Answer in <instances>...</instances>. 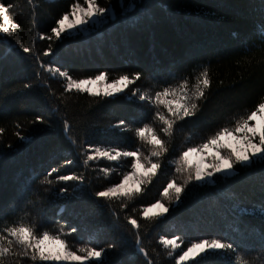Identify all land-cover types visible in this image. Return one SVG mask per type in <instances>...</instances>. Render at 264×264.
Instances as JSON below:
<instances>
[{
  "label": "trees",
  "instance_id": "trees-1",
  "mask_svg": "<svg viewBox=\"0 0 264 264\" xmlns=\"http://www.w3.org/2000/svg\"><path fill=\"white\" fill-rule=\"evenodd\" d=\"M74 2L0 0L21 25L13 37L0 34V129H4L0 134V231L20 223L52 230L54 235L60 234L61 226L65 234L76 227L75 233L61 236L73 250L116 245L108 250L104 264H148L149 260L176 264L178 257L160 243L161 238L179 236L184 246L204 238H224L234 243L236 252L189 264H264V215H241L238 210L264 206V163L238 166V175L227 180L216 177L215 184L189 185L180 206L170 208L162 218L149 220L142 214L144 207L161 199L171 179L178 183L185 179L171 163L181 151L204 142L223 126H234L264 102V31L260 27L264 26V0H139L127 15L122 14L119 0H99L113 8L114 22L86 35L40 39L51 34L55 21ZM49 44L52 54L44 56ZM21 45L32 53H23ZM47 67L68 71L77 79L101 71H107L110 80L140 72L141 80L132 87L150 93L179 87L185 80L194 91L205 70L211 83L197 116L176 126L152 183L142 186L143 191L131 200L104 201L94 193L119 182L129 161L98 158L85 164L87 155L93 154L85 149L139 150L150 156L151 146L134 130L149 123L159 131L160 123L153 120V109L123 94L100 98L66 92V80L46 71ZM37 117L45 122L34 123ZM120 120L128 122L132 131L112 128ZM69 160L71 164L66 163ZM52 168L59 171L48 177L53 180L48 184L45 177ZM104 168L109 175L100 171ZM59 175H82L84 182H57ZM25 185L32 188L26 198ZM65 188L68 191L62 193ZM128 217L140 223L138 233L129 226ZM236 226L239 231H233ZM5 264L39 262L9 257Z\"/></svg>",
  "mask_w": 264,
  "mask_h": 264
},
{
  "label": "snow or ice",
  "instance_id": "snow-or-ice-1",
  "mask_svg": "<svg viewBox=\"0 0 264 264\" xmlns=\"http://www.w3.org/2000/svg\"><path fill=\"white\" fill-rule=\"evenodd\" d=\"M123 5V0H121ZM137 0H129V9L135 10ZM122 14L127 12L122 8ZM116 16L112 7H104L99 0H75L70 5V11L63 13L50 29V35H41L40 39L48 41H59L62 38H71L73 35L91 32L93 27L99 22H114ZM0 34L4 37H13L20 30L21 25L14 22L9 14V7L0 3ZM139 22V18L137 21ZM264 31V26H260ZM235 35V33H234ZM23 53H32V49L21 45ZM52 47L49 44L44 56L52 54ZM44 67V65H41ZM49 72H54L66 80L65 91L87 93L91 97L115 98L121 94L126 95L129 101H133L145 108L153 109V120L159 121V131L151 124L145 123L143 126L135 128V136L141 141L151 146L150 156H144L139 150L119 151L101 150L99 147L89 146L85 164L88 161H96L98 158H106L108 161H119L127 158L129 161L128 170L122 174V179L112 186L104 188L94 193L100 200L111 201L113 199L131 200L139 195L142 186L151 184L161 169V158L169 152L168 140L173 136L179 122L190 121L196 117L200 111V102L206 99V90L210 87V79L207 70L198 78L195 90L189 88L188 81L185 80L179 87H163L162 90L154 92L142 91L139 87H132L142 78V73L122 74L115 79L109 77L107 71H101L88 78H73L68 71H61L60 68L47 67ZM131 89V90H130ZM130 90V91H129ZM43 117H37L34 123H44ZM67 129V121H65ZM112 128L121 132L132 131L128 122L120 120L112 125ZM4 129H0L2 134ZM19 136V133H16ZM21 140L26 139L20 137ZM75 144V141L72 142ZM81 147H83L81 145ZM155 158V160H153ZM71 164L72 161H66ZM176 164L175 172L184 176L182 183L176 179H171L163 188L161 196L156 202L142 209L143 217L146 219H159L169 213L170 208L179 207L182 202V195L189 185L215 184L216 177L227 180L239 174V168H251L257 164L264 163V102H259L254 110L247 115L236 120L234 126H223L216 130L214 134L207 137L204 142L189 146L181 151L178 159L171 161ZM59 169L52 168L45 177L48 184L53 180L48 179ZM105 176L109 175V169H101ZM56 181H77L84 182L82 175H59ZM32 188L25 185L23 195L25 198L30 194ZM67 188L62 189L66 193ZM167 203V206H166ZM239 213L249 214L258 212L264 215V206L249 209L246 206L239 207ZM63 212V209L60 210ZM129 226L139 232L141 227L136 218L128 217ZM77 231L76 227L70 229V233L65 234L61 226L60 234H52V230H38L34 225L20 223L19 226L5 227L0 231V264H5L9 257H27L31 262L39 264H104L108 258V250L114 249L115 244H110L108 248L79 247L73 250L67 239H62V235H70ZM239 231V227L233 228ZM179 236L168 239L161 238L160 243L170 247L173 251L180 249L181 244L177 241ZM139 245V241L137 240ZM139 251L147 257L148 253L140 247ZM229 251L236 252L237 248L233 242L224 238H204L198 242H192L182 254L176 258V264H186L189 260H201L213 255L227 254ZM237 260L240 257L237 256ZM151 264V261H148ZM199 264V261H197ZM246 264V262H245Z\"/></svg>",
  "mask_w": 264,
  "mask_h": 264
},
{
  "label": "rangeland",
  "instance_id": "rangeland-1",
  "mask_svg": "<svg viewBox=\"0 0 264 264\" xmlns=\"http://www.w3.org/2000/svg\"><path fill=\"white\" fill-rule=\"evenodd\" d=\"M137 1H139V0H137ZM119 2H120V6L125 10V11H127V10H130L129 9V0H123V5H121V0H119ZM105 22H99V23H97L94 27H93V29H92V31L93 30H95V29H97V28H99V27H101L103 24H104ZM91 31V32H92ZM88 33H90V32H85V33H83V34H79V35H86V34H88ZM73 36H77V35H73ZM171 45H169V47H170ZM172 48H173V46H172ZM207 185H210V184H207ZM206 185V186H207ZM200 186H205V185H200ZM161 199H163V197L161 196ZM166 206H167V203H166ZM171 238H173V237H171ZM171 238H168V239H171ZM178 243H180L181 244V248L180 249H177V250H175V251H173V249H171L170 247V249L172 250L171 252H173V253H175V256H179L180 254H182V251L183 250H186V248L188 247V246H184L183 245V241L181 240V239H179L178 241H177ZM191 245V244H190ZM189 245V246H190ZM172 253V254H173ZM199 257H197L196 258V260L198 259ZM195 260H189V261H187L186 262V264H189V263H191V262H194Z\"/></svg>",
  "mask_w": 264,
  "mask_h": 264
}]
</instances>
